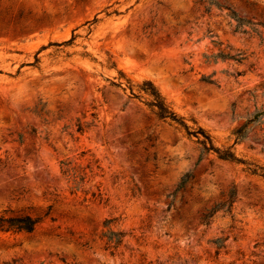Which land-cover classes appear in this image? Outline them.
Listing matches in <instances>:
<instances>
[{"label":"rangeland","instance_id":"rangeland-1","mask_svg":"<svg viewBox=\"0 0 264 264\" xmlns=\"http://www.w3.org/2000/svg\"><path fill=\"white\" fill-rule=\"evenodd\" d=\"M197 1L0 0V214L52 205L54 217L32 234L0 232V264H264V177L201 155L195 137L130 95L127 79L151 80L215 146L264 167V123L233 135L264 110V27L263 41L233 32L227 9L204 14ZM217 1L264 23V0ZM220 51L244 59L207 62ZM79 121L93 125L80 133ZM61 161L85 173L75 193ZM233 186L232 214L202 224ZM110 218L126 233L117 250L100 239Z\"/></svg>","mask_w":264,"mask_h":264},{"label":"trees","instance_id":"trees-1","mask_svg":"<svg viewBox=\"0 0 264 264\" xmlns=\"http://www.w3.org/2000/svg\"><path fill=\"white\" fill-rule=\"evenodd\" d=\"M197 4H200L203 7V13L210 15L213 7L222 10L227 9V16L234 21V24H230L232 26L233 32L249 34L250 36H257L263 41L262 35L263 33L259 29L260 27H264V23L262 22H252L246 20L243 17H240L238 13L230 7H226L220 4L217 0H198ZM22 12L19 13L18 19L15 21V25L19 23V19L22 17ZM98 19L94 18L92 21H88L87 23L94 24ZM12 20H8L7 24H10ZM91 31V28H89ZM78 37V35H73L71 39L64 41L62 43H50L57 45H70L73 41ZM48 46L42 47V49H46ZM84 56H90L89 53L85 52ZM207 62L209 61H217L218 59L222 60H234L240 62L244 59L242 54H230L223 51L218 52L217 54L205 56ZM39 61V58H36V62ZM123 76L122 73H120ZM201 80L205 83L211 85H218V82L212 78V76H202ZM127 83L130 89V95L132 98H140L145 100V104L149 107L150 112L157 119L167 122L171 126L182 128L186 131L189 137H195L196 142L200 145L201 155L215 153L216 156L226 162L234 163V164H242L244 166V171L248 172L252 175H258L264 177V167L256 165L254 163H250L242 158H240L233 146H229L227 148H220L214 145L212 136L201 126H190L185 117L180 116L167 102L166 98L160 92V90L156 87V85L149 79L143 80L141 83L134 84L131 80L127 79ZM112 85L122 87L121 82L118 84L112 82ZM92 117L94 121L98 120V115L96 113H92ZM94 123V122H93ZM255 123H264V110L257 111L252 117L248 118L240 127L234 130L233 135L235 136V144L242 140H245L248 137V134L251 129V125ZM92 123H81L79 121L77 131L83 133L86 129H88ZM61 170L62 173L68 178V182H72V193H75L79 190L81 185L85 181V173L81 170H77L75 167H71L70 161H61ZM194 179L192 174H187L180 182L175 192L172 194L171 202L168 206V210L174 205L175 196L180 192L184 191L191 180ZM100 195V194H99ZM237 199V190L235 186H233L226 197L219 202H216L209 210L201 216V223L204 225H209L212 217L218 213H228L232 214L233 206ZM52 205H48L47 208L42 211L39 215H32L29 212L19 211L15 212L11 209H6L0 214V232H14V233H34L37 228L40 226L43 221L50 217L51 220H54V217L51 216ZM115 218L106 219L103 223V230L100 233V239L104 242L106 248H110L113 250H117L124 242V238L126 233L120 230H115L112 227V224L115 222ZM225 239L218 238L214 240V244L217 246V249H221L224 247ZM64 264H78V263H70L64 261Z\"/></svg>","mask_w":264,"mask_h":264}]
</instances>
